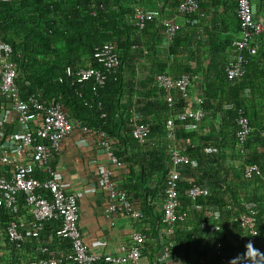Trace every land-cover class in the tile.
I'll return each instance as SVG.
<instances>
[{
	"label": "trees",
	"instance_id": "obj_1",
	"mask_svg": "<svg viewBox=\"0 0 264 264\" xmlns=\"http://www.w3.org/2000/svg\"><path fill=\"white\" fill-rule=\"evenodd\" d=\"M181 1H142L148 10L174 19L181 28L177 16L195 15L202 21L203 39L194 50L188 44H184L186 50L177 48L180 29L171 42L169 57H194V63L182 73L171 74L193 77L196 68H200L199 90L205 97L203 107L207 117L198 123L188 118L178 119L171 131L166 130L171 110L164 99L165 91L159 90L164 95L160 100L153 93V88L157 89L155 75L165 73L169 64L153 68L152 76L145 78V87L136 85L133 72L127 74L134 48H140L142 37L147 40L152 36L151 44L158 40L156 34L149 32L151 28L161 31V39L166 36L165 28L157 20L148 22L139 35L133 20L135 0H0V38L13 48L19 83H28L29 88L41 92L47 101L61 102L76 126L82 124L104 131L111 139L114 153L123 163L120 186L143 213L140 218L145 226L141 232L146 235L141 245L143 264H158L166 182L172 169L169 145H176L190 158L188 164L177 166L181 174L179 211L187 212V217L175 224L174 255L183 264H202L201 260L216 264L217 242L221 241L227 264H259L249 254L252 246L247 248V245L251 240L240 231L238 217L253 210L264 243V52L248 55L244 75L230 80L226 68L236 50L232 46L233 37L223 38L222 34L228 33L230 27L239 31L236 0H203L189 14L178 12ZM153 2L157 5H148ZM218 3L223 11L208 10ZM107 41H114L117 46L121 61L118 69L107 72L102 86L92 81L83 85L72 83L66 68L101 67L94 51ZM173 95L176 108L183 109L186 100L178 91H173ZM241 109L249 116L252 126L244 146L239 145L237 138ZM133 112L139 121L149 123L151 143L139 146L134 138ZM249 164H257L261 174L246 177L245 168ZM193 181L209 188L210 194L192 199L188 188ZM20 209L26 211L23 200ZM9 220L10 214L0 208V225H6ZM150 221L155 225L151 226ZM45 226L39 237L25 243L26 255L23 250L12 255V264H21L20 259L39 247L48 249L45 253H35L40 257H60L72 251L70 239L57 233L61 221H49ZM234 230H237L235 237L231 238Z\"/></svg>",
	"mask_w": 264,
	"mask_h": 264
},
{
	"label": "built area",
	"instance_id": "obj_2",
	"mask_svg": "<svg viewBox=\"0 0 264 264\" xmlns=\"http://www.w3.org/2000/svg\"><path fill=\"white\" fill-rule=\"evenodd\" d=\"M135 0L133 20L139 34L143 33L147 23L157 20L164 28L168 41L172 42L180 31L181 25L174 19L159 16ZM203 0H182L178 7L180 14L195 12ZM239 17V36L232 46L236 54L226 68L230 80L244 75L247 56L258 54L259 41L264 37V18L256 15L252 0H236ZM94 58L101 67L69 66L66 75L72 83L94 82L102 86L107 79V72H114L120 66V56L114 41H107L94 51ZM17 63L13 48L0 38V208L10 214L6 225H0V264H12L14 253L24 251L25 243L30 238L39 237L49 221L62 222L59 236L71 241L72 251L60 257H40L35 253H45L47 248L39 247L36 251L22 258L21 264H96L105 261L110 264H143L141 245L146 240L145 233L136 231L129 243H123L113 252H94L86 243L80 226L81 206L79 195L62 174L55 169L53 159L64 149L65 140L78 131L95 135L98 146L106 156L111 167L123 168V163L114 153L112 141L106 132H98L86 125L76 126L67 116L66 109L59 101H47L41 92L29 88L28 83L18 82ZM158 91H165L164 99L169 104L171 115L166 122V130L174 129L181 118L198 123L207 117L203 107L205 97L201 90L194 91L195 78L189 74L175 77L168 72L155 75ZM94 87V90L96 89ZM173 91H178L186 100V105L179 110L175 106ZM132 132L139 146L146 145L150 139V125L139 121L136 112L131 117ZM237 138L239 145L247 142L252 126L249 116L241 109L237 118ZM172 169L166 182L163 204V223L160 230V249L157 254L158 264H183L173 249L175 224L187 217V212H180L179 187L181 174L177 166L188 164L190 158L176 145H169ZM111 167L99 171L100 184L106 190L108 204L104 216L114 218L128 215L136 219L143 213L131 200L128 192L119 186ZM261 174L257 164L245 168L246 177ZM88 185V184H87ZM96 190L88 185L83 189L86 194ZM209 188L191 182L188 195L192 199L206 197ZM23 200L26 211L20 209ZM240 231L247 235L252 244L249 254L259 264H264V243L261 230L253 210L240 213L238 217ZM224 244L217 242L216 264H227Z\"/></svg>",
	"mask_w": 264,
	"mask_h": 264
},
{
	"label": "crops",
	"instance_id": "obj_3",
	"mask_svg": "<svg viewBox=\"0 0 264 264\" xmlns=\"http://www.w3.org/2000/svg\"><path fill=\"white\" fill-rule=\"evenodd\" d=\"M252 4L256 15L264 18V0H252ZM148 5H157V2ZM208 10H218V12H221L223 11V6L218 3L217 5L208 7ZM203 16L204 13H202L201 17ZM176 19L182 24L180 32L181 37L177 48L182 51L186 50L184 44H188L191 46L189 49L193 51L197 42L200 41L201 38L203 39L202 26L200 28V23L202 21L195 15H187V17L177 16ZM213 26L215 27L214 23ZM197 29L199 32H196ZM214 29L217 30V28ZM149 32L156 34L158 40L156 41L154 39V41H156L155 44H151L153 37L148 36L147 40L150 41L148 45L146 44V38L141 36L140 48H138V46L134 48V57L127 70V74L133 72L136 85L140 87L146 86L144 82L145 78L152 76L150 73L153 68L157 69L162 64L166 63L169 64L167 65L166 72L170 74L173 71L182 73L183 70L187 69L195 61L194 57L189 59L182 55L178 56L176 59L174 57L170 59L171 42L168 41L166 36L163 39L160 38L161 31L158 32V30L156 31L154 28H151ZM226 32L222 34L223 38L231 36L234 40L239 36L238 29L235 30L232 27H230L228 33ZM139 35H142V33ZM153 46H156V49H154ZM258 48V54L262 51L264 52V37L259 41ZM164 56L166 57L164 58ZM196 70L197 73L193 76L195 78L193 90L199 91V85L200 82H202V71L199 67L198 69L196 68ZM153 93H156L157 100L163 99L162 96L164 95L161 96L158 89L153 88ZM53 165L55 169L62 174L63 178L67 182H70L72 188L75 189L79 195V204L81 206L80 226L86 243L92 251H116L123 243H129L132 235L136 231H141V229L145 228L142 220L128 215H118L114 218L104 216L108 199L106 190L100 184L99 171L104 167L111 166L106 156L99 148L98 138L95 135L78 131L69 136L65 140L64 149L61 154L53 159ZM111 168L114 178L120 186L122 183L121 177L123 175V169ZM87 184L91 185L96 191L89 194L84 193L83 189L88 186ZM149 223L151 226L155 225L154 221H150ZM236 231L237 230H234L232 232L230 235L231 238L235 237ZM180 261H182L181 258ZM201 261L202 264H205L203 260Z\"/></svg>",
	"mask_w": 264,
	"mask_h": 264
},
{
	"label": "clouds",
	"instance_id": "obj_4",
	"mask_svg": "<svg viewBox=\"0 0 264 264\" xmlns=\"http://www.w3.org/2000/svg\"><path fill=\"white\" fill-rule=\"evenodd\" d=\"M248 246H252V244H251V243H249V244L247 245V248H248Z\"/></svg>",
	"mask_w": 264,
	"mask_h": 264
}]
</instances>
